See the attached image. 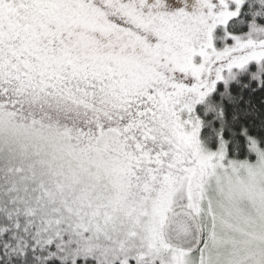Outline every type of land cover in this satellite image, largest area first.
<instances>
[{"label": "snow or ice", "instance_id": "snow-or-ice-1", "mask_svg": "<svg viewBox=\"0 0 264 264\" xmlns=\"http://www.w3.org/2000/svg\"><path fill=\"white\" fill-rule=\"evenodd\" d=\"M0 264H264V0H0Z\"/></svg>", "mask_w": 264, "mask_h": 264}]
</instances>
